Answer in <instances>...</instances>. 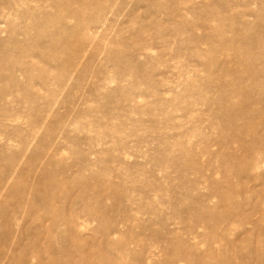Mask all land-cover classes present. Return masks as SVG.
Returning <instances> with one entry per match:
<instances>
[{"label": "rangeland", "instance_id": "374dc122", "mask_svg": "<svg viewBox=\"0 0 264 264\" xmlns=\"http://www.w3.org/2000/svg\"><path fill=\"white\" fill-rule=\"evenodd\" d=\"M0 264H264V0H0Z\"/></svg>", "mask_w": 264, "mask_h": 264}]
</instances>
